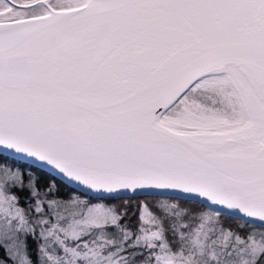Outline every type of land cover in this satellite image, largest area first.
<instances>
[{"label":"snow or ice","instance_id":"obj_1","mask_svg":"<svg viewBox=\"0 0 264 264\" xmlns=\"http://www.w3.org/2000/svg\"><path fill=\"white\" fill-rule=\"evenodd\" d=\"M0 264H264V0H0Z\"/></svg>","mask_w":264,"mask_h":264}]
</instances>
